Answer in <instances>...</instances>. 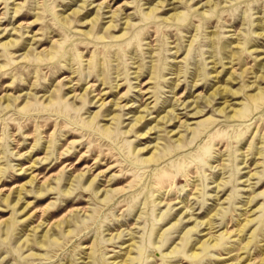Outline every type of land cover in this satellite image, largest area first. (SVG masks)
<instances>
[{"label":"rangeland","instance_id":"rangeland-1","mask_svg":"<svg viewBox=\"0 0 264 264\" xmlns=\"http://www.w3.org/2000/svg\"><path fill=\"white\" fill-rule=\"evenodd\" d=\"M0 264H264V0H0Z\"/></svg>","mask_w":264,"mask_h":264},{"label":"bare ground","instance_id":"bare-ground-1","mask_svg":"<svg viewBox=\"0 0 264 264\" xmlns=\"http://www.w3.org/2000/svg\"><path fill=\"white\" fill-rule=\"evenodd\" d=\"M179 1V0H178ZM88 4V3H87ZM89 6V5H88ZM83 7H85V4H84V6ZM155 11H157V10H154V12ZM80 13V11H77L76 12V14H79ZM95 20H98V18H95ZM211 96V95H210ZM217 95H214V98L216 97ZM225 108H227V106H225L223 109H222V111H224L225 110ZM195 114V113H194ZM143 119H145V117H140L139 118V120H138V122H141V121H143ZM167 122V121H166Z\"/></svg>","mask_w":264,"mask_h":264}]
</instances>
